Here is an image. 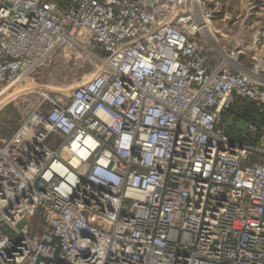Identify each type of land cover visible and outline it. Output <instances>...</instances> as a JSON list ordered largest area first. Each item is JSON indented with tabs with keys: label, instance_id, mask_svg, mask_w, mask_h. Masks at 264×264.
Masks as SVG:
<instances>
[{
	"label": "built area",
	"instance_id": "built-area-1",
	"mask_svg": "<svg viewBox=\"0 0 264 264\" xmlns=\"http://www.w3.org/2000/svg\"><path fill=\"white\" fill-rule=\"evenodd\" d=\"M200 1L0 0V94L96 67L0 147V264H264L263 121L228 115H264V54L211 46Z\"/></svg>",
	"mask_w": 264,
	"mask_h": 264
},
{
	"label": "rangeland",
	"instance_id": "rangeland-1",
	"mask_svg": "<svg viewBox=\"0 0 264 264\" xmlns=\"http://www.w3.org/2000/svg\"><path fill=\"white\" fill-rule=\"evenodd\" d=\"M205 9L214 12V19L205 34L211 46L236 47L250 43L253 35L264 30V0H202ZM197 9L194 0L189 9ZM249 21V23H248ZM23 80L8 84L0 94V147L20 127L23 120L43 99H62L73 88L91 78L96 67L78 51L63 50ZM30 75V76H29ZM263 121L264 115L256 119ZM24 224V223H22Z\"/></svg>",
	"mask_w": 264,
	"mask_h": 264
},
{
	"label": "crops",
	"instance_id": "crops-1",
	"mask_svg": "<svg viewBox=\"0 0 264 264\" xmlns=\"http://www.w3.org/2000/svg\"><path fill=\"white\" fill-rule=\"evenodd\" d=\"M255 39L259 40L258 46L253 45V40ZM240 44L245 48L247 55L252 54L253 50H256L257 51L256 53H259L262 50L261 53L264 54V30L260 28V31L255 35H253V39L252 41H250V43L246 44V42L245 43L242 42ZM228 115L229 116L239 115L244 119H248V120H254L259 118L258 113L255 112L254 110V106L248 101H246L244 98H241L239 96L235 97V103L233 105V109Z\"/></svg>",
	"mask_w": 264,
	"mask_h": 264
},
{
	"label": "water",
	"instance_id": "water-1",
	"mask_svg": "<svg viewBox=\"0 0 264 264\" xmlns=\"http://www.w3.org/2000/svg\"><path fill=\"white\" fill-rule=\"evenodd\" d=\"M225 125L227 127H231V126H236L237 129L239 130H246L248 127V122L245 120H238V121H234L233 119H228L226 117L223 118Z\"/></svg>",
	"mask_w": 264,
	"mask_h": 264
},
{
	"label": "bare ground",
	"instance_id": "bare-ground-1",
	"mask_svg": "<svg viewBox=\"0 0 264 264\" xmlns=\"http://www.w3.org/2000/svg\"><path fill=\"white\" fill-rule=\"evenodd\" d=\"M194 1H199V0H194ZM211 26V25H210ZM241 46V44L239 43V46L238 47H240ZM216 47H217V45H216ZM220 49H222V48H220ZM31 69H34L33 67H31L28 71H30ZM28 71H26V73H28ZM26 73L23 75V76H21V79L20 80H23L24 79V77L26 76ZM5 91H8V88L7 87H5L4 89H3V91H2V93L1 94H3Z\"/></svg>",
	"mask_w": 264,
	"mask_h": 264
}]
</instances>
